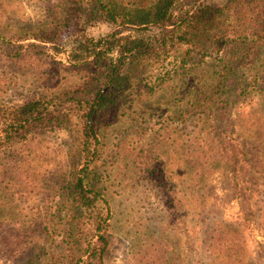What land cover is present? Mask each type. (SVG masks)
<instances>
[{
  "label": "trees",
  "instance_id": "trees-1",
  "mask_svg": "<svg viewBox=\"0 0 264 264\" xmlns=\"http://www.w3.org/2000/svg\"><path fill=\"white\" fill-rule=\"evenodd\" d=\"M46 1L43 18L17 31L5 54L9 67L43 86L14 100L7 94L25 80L0 79V176H22L48 195L34 218L15 223L40 244L32 264H106L109 189L122 187L140 160L169 208L184 180L196 214L212 206L201 189L212 161L229 171L241 211L248 208L252 163L232 118L264 83V0ZM99 23L111 30L95 37L89 29ZM67 30L68 47L59 40ZM37 136L55 137L50 153L33 145ZM108 141L115 176L104 168ZM178 148L182 174L160 156ZM7 210L0 199V217ZM245 222L200 226L209 264H257ZM163 247L152 243L139 260L165 263Z\"/></svg>",
  "mask_w": 264,
  "mask_h": 264
},
{
  "label": "rangeland",
  "instance_id": "rangeland-1",
  "mask_svg": "<svg viewBox=\"0 0 264 264\" xmlns=\"http://www.w3.org/2000/svg\"><path fill=\"white\" fill-rule=\"evenodd\" d=\"M208 1L220 4L225 0ZM46 6V0H0V79L11 78L14 82L19 81V78L25 80L17 82L14 89L7 94L10 99L26 97L28 92L39 91L43 86L39 78L38 81L37 77L33 78L28 74L22 76L20 70L9 67L5 54L9 43L7 41L25 26L39 22L44 16ZM110 30L107 23H99L90 28L89 33L96 37ZM67 32L69 31H63L59 40H63L68 47L73 40L66 39ZM232 119L236 137L252 163L251 200L247 203L248 208L245 205L244 211H241V196L234 187L231 174L222 166L213 168V161L210 166L207 164L202 168L209 175L201 187L209 196L212 206L200 215L196 214L199 213L195 204L196 198L189 193L191 189L186 187L187 181L184 180L180 185L179 197L169 208L163 192L146 171V162L140 160L129 171H125L128 174L122 187L109 189L112 245L106 264H146L147 260L142 263L139 260L145 258L143 249L158 242L164 246L166 253L165 263L162 260L161 264H209L200 226L202 228L212 218L213 222L219 219L231 225L240 222L239 227L246 221L251 255L257 264H264V234L261 230V222L264 220V83L257 96L244 109L236 111ZM153 124L152 122L150 127ZM188 133L183 131L186 137ZM115 134L117 133H112L109 138H114ZM54 141L55 137L52 136H37L32 140L33 145L40 148V153H50L51 142ZM116 152L114 144L108 141L104 168H107L106 172L112 170V176L121 174L115 168L117 165L111 166ZM178 154H181L180 148L175 149L174 153L161 151L160 156L161 160L163 157L168 160L169 170L182 174L183 170H179L177 164L181 157ZM7 172L9 171L2 172L5 181L0 176V199L8 206V210L0 217V264H32V258L38 252L40 244L34 246L23 234L25 228L20 231L15 223L34 218L40 201L45 202L48 195L39 194L36 185L27 186L28 183L21 179L22 176L13 177ZM11 177L12 183H9L8 178ZM175 205L177 207L174 208Z\"/></svg>",
  "mask_w": 264,
  "mask_h": 264
}]
</instances>
